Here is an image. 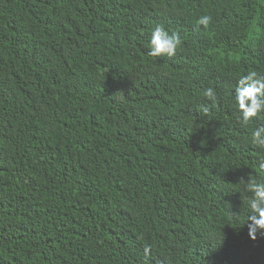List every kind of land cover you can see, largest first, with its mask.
Returning a JSON list of instances; mask_svg holds the SVG:
<instances>
[{"label":"trees","instance_id":"16d2710c","mask_svg":"<svg viewBox=\"0 0 264 264\" xmlns=\"http://www.w3.org/2000/svg\"><path fill=\"white\" fill-rule=\"evenodd\" d=\"M158 26L175 57L149 54ZM250 71L264 0H0V264H264Z\"/></svg>","mask_w":264,"mask_h":264},{"label":"clouds","instance_id":"9594fccd","mask_svg":"<svg viewBox=\"0 0 264 264\" xmlns=\"http://www.w3.org/2000/svg\"><path fill=\"white\" fill-rule=\"evenodd\" d=\"M213 22L211 15L200 17L197 24L207 29ZM183 41L179 33L170 35L163 26H158L151 38L150 55L154 57L168 56L175 57L181 48ZM239 86L235 89L236 102L239 111L242 113V122L245 126L249 125L255 118L264 112V75L256 71H250L238 80ZM207 100L212 102V107L219 103V97L215 89L208 88L204 92ZM201 111L205 116L211 112V107L203 105ZM252 144L264 149V126L258 127L252 133ZM264 171V161L259 165ZM239 184L245 185V191L250 195L246 198L250 208L247 217L249 235L253 241L257 240L258 234H264V182L258 181L253 175L249 176L248 182L241 178ZM245 197H242L244 201ZM234 216H239L234 214ZM152 248L145 245V258L150 256Z\"/></svg>","mask_w":264,"mask_h":264}]
</instances>
